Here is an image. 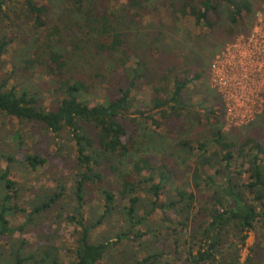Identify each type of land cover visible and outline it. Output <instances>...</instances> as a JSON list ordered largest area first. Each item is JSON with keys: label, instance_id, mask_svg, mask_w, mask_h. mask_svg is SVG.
Returning <instances> with one entry per match:
<instances>
[{"label": "trees", "instance_id": "trees-1", "mask_svg": "<svg viewBox=\"0 0 264 264\" xmlns=\"http://www.w3.org/2000/svg\"><path fill=\"white\" fill-rule=\"evenodd\" d=\"M121 1L63 0L53 24L36 0H0V115L17 123L0 136V264H264L261 242L242 260L250 234L264 232V134L237 145L214 110L196 111L187 92L199 69L172 65L158 85L159 58L129 31L161 0ZM179 1L163 6L196 26L224 18L237 27L252 12L249 0ZM17 39L20 48L41 45L23 64L54 81L49 104L40 88L11 85L16 71L4 73ZM92 40L98 52L120 55L122 72L96 105L86 80L67 75V50L54 45L75 52ZM147 86L152 96L133 110ZM203 118L214 126L208 137L159 150L157 131Z\"/></svg>", "mask_w": 264, "mask_h": 264}, {"label": "rangeland", "instance_id": "rangeland-1", "mask_svg": "<svg viewBox=\"0 0 264 264\" xmlns=\"http://www.w3.org/2000/svg\"><path fill=\"white\" fill-rule=\"evenodd\" d=\"M36 1L39 4L46 5L50 10V21L53 24L58 23L62 12L63 0ZM94 1V5H98L101 0ZM249 1L251 2L252 12L245 14L242 23L237 27H231L224 18H220L219 20L212 19V22L215 23L212 26H196L189 17H184L180 14L175 16L171 11H167V4L163 6V2H175V4H179V0H161L160 2H155L151 6L149 5L146 9V13H142L139 10L141 12V17L135 19L136 23L131 25L129 31L134 37H131V41L135 39L137 42H141V47H145L142 43L146 41L147 47L151 45V48L154 49V57L156 59L159 58L161 63L158 71L163 69L164 71L161 73L157 72L155 75L158 85L161 83L160 81H162L165 70L172 65L182 69L185 68L189 72H193L195 69H199V71L203 72V77L195 81L194 85H191L188 90V100L190 104L195 107L194 109L200 111L202 114L214 110L215 115L221 116L222 121L218 126L228 134V139L237 145L248 138L259 139L264 134V89L260 91L259 96L261 102L258 103V108L253 113L251 120L248 123L242 124L232 123L228 119L222 96L211 86V68L213 62L225 52L228 44L234 43L239 37L247 39L251 36L258 14L264 16V0ZM121 2L123 4L125 0ZM109 4L112 10H120L118 16H126L125 9L123 10L121 7H118L119 5L113 1H110ZM134 12L133 10V13ZM25 34H27V37L30 39L28 40L31 45L33 33L27 31ZM66 40L69 41L65 35V41ZM54 45L58 50L62 52L67 50L68 52L70 59L69 66H67L66 69L67 75L76 79L86 80L90 85L91 93L85 96L90 102V105L105 102L109 91L113 88L114 82H116L118 76L122 73L119 63L120 55H109L107 53L98 52L94 40L85 45L81 43L80 48L75 52H72L70 47L67 48L63 44L55 43ZM28 47L29 46L24 45L20 48L19 39H17V42L3 59L5 62L3 66L4 73L11 74L13 71H16V76L10 80V84L13 85L20 81H26L28 85L30 83L33 87L40 88L47 97L46 104H49L51 97L49 90H51V85L54 81L49 78L33 77L31 72L25 71L23 64L27 56L29 57L31 50L37 48V50L41 52V45L40 43H35L32 48ZM134 50L137 52L136 48H134ZM134 50L132 49V51ZM190 76L193 77L194 74L191 73ZM151 96L152 89L150 86L143 87V89L137 91V94H135L137 100L135 101L136 107L133 110L144 106ZM181 124L169 135L162 130L157 131L161 134V137L156 139L157 142H159V150H162L169 142H172L171 140L180 137L204 139L209 136L210 130L214 127L207 123L206 118H203L201 124L189 120H185ZM15 129H17L16 121L0 115V136L4 134V131H12ZM141 129H143V127ZM153 130L155 129L153 128ZM144 133L148 134L149 131H145ZM9 134H11V132H9ZM148 145L149 144L146 146ZM0 164L4 166L5 163L1 162ZM64 231H68V228H65ZM67 237H65L64 240H67ZM260 242L262 244V251L259 255V260L264 263V232L262 231L250 234L246 242V247L242 252V260H245L248 254H250V248ZM68 261H70L69 258L64 259L65 263H68Z\"/></svg>", "mask_w": 264, "mask_h": 264}, {"label": "built area", "instance_id": "built-area-1", "mask_svg": "<svg viewBox=\"0 0 264 264\" xmlns=\"http://www.w3.org/2000/svg\"><path fill=\"white\" fill-rule=\"evenodd\" d=\"M211 71V86L222 96L230 122L248 123L264 89V16L258 14L249 38L227 45Z\"/></svg>", "mask_w": 264, "mask_h": 264}]
</instances>
